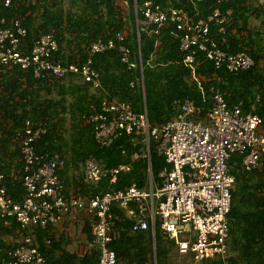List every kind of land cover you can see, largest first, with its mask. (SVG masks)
Returning <instances> with one entry per match:
<instances>
[{
	"label": "trees",
	"instance_id": "trees-1",
	"mask_svg": "<svg viewBox=\"0 0 264 264\" xmlns=\"http://www.w3.org/2000/svg\"><path fill=\"white\" fill-rule=\"evenodd\" d=\"M119 1L128 3L124 20L117 5ZM146 1L162 8L182 10L195 19L205 18L215 6L222 11L230 9L232 14L225 34L216 37L217 43L227 54L246 50L254 61L253 67L230 73L224 68L216 69L203 52H198L197 74L203 79L202 94L181 63L183 56L173 24L161 29L159 34H137L136 20L142 21L141 9ZM4 2L0 0V18H20L31 26L32 31L26 37L29 48L39 32L55 30L58 45L55 56L65 64L82 63L91 43L125 32L122 44L133 59L140 56L143 78V85L139 82L130 86L136 78H141V70H127L120 62L116 47L92 57V67L99 73L101 82V89L95 93L76 76L37 79L32 70L3 68L0 73V172L2 186L13 201L25 197L19 135L26 119L45 124V133L34 143L35 151L48 156L58 154L64 160L57 174L65 187L91 195L121 190L132 183L142 187L147 175L145 159L132 161L134 154L140 155L143 151L142 144H133L132 136L122 135L112 146L101 148L92 129L81 126L82 115L89 112L91 104L98 105L104 97L127 101L135 113L145 110L151 127L174 116L176 100L193 101L204 115L210 106L212 89L224 96L229 108L241 103L244 112L253 111L264 117V68L260 63L264 39L261 31L252 25L253 18L262 20L264 10L246 5V0H226L221 4L218 0H69L66 4L62 0H10L7 7ZM89 156L107 169L131 163V170L118 174L110 188L108 179L91 188L72 180V188H68L71 185H68V175L79 170ZM150 157L152 175L157 177L166 164L151 142ZM228 168L235 182L228 215L226 257L224 260L207 258L201 264H264V169L245 171L238 155H231ZM19 229L14 219L10 218L8 225L0 219V264H8L7 252L13 246L9 239L15 237ZM56 233L53 226L34 232L45 264H98L100 249L93 242L90 226L85 224L82 234L84 243L91 248L81 254L70 248L71 243L64 235L58 237ZM45 239L49 240V245L44 244ZM108 247L115 252L116 264H154V255L156 264H190L192 260L190 254L181 255L177 251L174 241L157 223L153 236L150 229L132 231L131 222L120 218L114 224ZM180 257H187L189 263Z\"/></svg>",
	"mask_w": 264,
	"mask_h": 264
},
{
	"label": "built area",
	"instance_id": "built-area-1",
	"mask_svg": "<svg viewBox=\"0 0 264 264\" xmlns=\"http://www.w3.org/2000/svg\"><path fill=\"white\" fill-rule=\"evenodd\" d=\"M226 0H218L221 4ZM10 0H5L7 7ZM123 20L128 8L126 1L117 4ZM264 10V0H255ZM135 12L136 5L134 4ZM142 21L136 20V31L147 35L159 34L170 24L175 27V37L182 53L181 63L188 69L189 77L201 93L203 79L197 74L196 55L203 52L216 69L224 68L239 73L253 67L254 61L246 50L227 54L219 48L217 36L225 34L231 10L212 8L208 16L195 19L187 12L172 7L162 8L151 1L142 6ZM136 14V13H135ZM31 26L23 19L0 18V73L3 68L17 67L32 70L37 79L52 77L63 79L69 75L78 77L90 86L101 89L100 75L92 67V57L116 47L120 62L127 70H141V78L130 83L143 85L142 61L133 59L122 44L125 32H117L112 39L91 43L85 60L65 64L55 54L58 51L55 30L39 32L29 48L26 37ZM264 68V52L261 57ZM210 106L204 115L202 109L189 99L173 102L175 114L165 123L150 126L146 111L135 113L127 101L102 98L98 105L91 104L89 112L82 115V127H90L96 143L110 147L122 135L132 136L134 145H143L140 155L147 164L144 185L130 184L121 190L103 191L84 195L79 189H67L57 171L64 166L58 154H37L34 143L45 133V124L26 119L19 135L22 155V184L25 197L13 201L2 186L0 172V219L8 225L14 219L20 229L11 237L12 249L7 252L8 264H45V258L34 232L47 226L58 227L64 218L82 229L91 228L94 244L99 246L98 264H116L115 252L108 245L114 233V224L120 218L131 222L132 231L150 229L154 236L155 225L173 240L181 255L192 256L193 264L204 259L226 257V240L231 210V192L235 179L228 162L231 155L241 157L245 171L264 169V117L244 112L241 103L229 108L224 96L211 90ZM203 94V93H202ZM258 102V97L255 99ZM150 142L157 155L163 156L166 166L157 177L152 175ZM79 183L87 188L96 187L108 179V188L117 175L131 170V163L107 169L89 156L81 165ZM120 214L122 217H120ZM77 221V223H76ZM70 231V230H69ZM81 237H84L83 234ZM75 250L85 253L91 245ZM49 245V240H44Z\"/></svg>",
	"mask_w": 264,
	"mask_h": 264
},
{
	"label": "crops",
	"instance_id": "crops-1",
	"mask_svg": "<svg viewBox=\"0 0 264 264\" xmlns=\"http://www.w3.org/2000/svg\"><path fill=\"white\" fill-rule=\"evenodd\" d=\"M246 5L254 7L255 6V0H246ZM252 25H253V28L256 27V28H258L261 31V33H262L261 36L264 39V17L262 18V20H256V19L253 18ZM91 92L95 93V91H92V90H91ZM81 175H82L81 169L75 170V171H71L70 174L68 175V178H69L68 185L71 184L72 180H74L75 183L76 182L79 183ZM68 188H72V184L70 186H68ZM67 220H68V218H64L63 221L59 224V226L56 227V230H57L56 236L59 237L60 235H62L64 233H65L66 236H70L71 235L72 230H74V227H76V225L71 223L70 222L71 220H69V222H67ZM76 223H77V221H76ZM64 225H67L66 228L65 229H61L60 226L64 227ZM70 247H71V245H70Z\"/></svg>",
	"mask_w": 264,
	"mask_h": 264
},
{
	"label": "rangeland",
	"instance_id": "rangeland-1",
	"mask_svg": "<svg viewBox=\"0 0 264 264\" xmlns=\"http://www.w3.org/2000/svg\"><path fill=\"white\" fill-rule=\"evenodd\" d=\"M68 1H69V0H62L63 4H66ZM144 112H145V110H144ZM66 226H67V225H64V227H63V226H60V228H61V229H65ZM62 235H64V236L66 237L67 242L69 241V242L71 243V244H70V243H69V244L71 245L70 248H71L72 250H78L79 247H80L81 245H83L81 241L84 240V237H81L82 234L80 233L79 229H75V232H74V230H72V233H71L70 236H66L65 233L62 234ZM180 259H184V257H180ZM187 259H188V258L186 257L184 260H185L187 263H189V260H187ZM190 264H193L192 260H190Z\"/></svg>",
	"mask_w": 264,
	"mask_h": 264
},
{
	"label": "water",
	"instance_id": "water-1",
	"mask_svg": "<svg viewBox=\"0 0 264 264\" xmlns=\"http://www.w3.org/2000/svg\"><path fill=\"white\" fill-rule=\"evenodd\" d=\"M155 251V250H154ZM154 264H156V258H155V255H154Z\"/></svg>",
	"mask_w": 264,
	"mask_h": 264
}]
</instances>
